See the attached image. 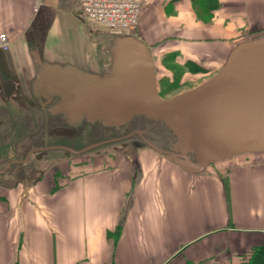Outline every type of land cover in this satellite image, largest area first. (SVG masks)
Wrapping results in <instances>:
<instances>
[{
  "label": "crops",
  "instance_id": "crops-1",
  "mask_svg": "<svg viewBox=\"0 0 264 264\" xmlns=\"http://www.w3.org/2000/svg\"><path fill=\"white\" fill-rule=\"evenodd\" d=\"M146 1L136 35L156 57L162 98L205 82L235 44L264 34V0H217L199 10L207 18L192 0ZM0 32L10 39L0 47V264H215L264 244L263 153L184 169L116 135L129 154L64 160L59 177L54 161L34 178L31 166L13 170L28 164L44 119L53 132L70 125L71 77L110 74L118 40L132 34L82 18L77 0H0Z\"/></svg>",
  "mask_w": 264,
  "mask_h": 264
},
{
  "label": "water",
  "instance_id": "water-1",
  "mask_svg": "<svg viewBox=\"0 0 264 264\" xmlns=\"http://www.w3.org/2000/svg\"><path fill=\"white\" fill-rule=\"evenodd\" d=\"M155 59L141 39L133 35L120 37L113 52L110 74L95 78L76 73L71 77L69 88L74 100L71 115L65 118L70 125L59 133L72 137L68 134H78L73 129H81L84 123L98 122L103 128L119 130L125 129L135 118L144 117L155 122L163 118L167 120L165 125L172 127L181 122L195 123L197 128L189 132V139L194 135L202 137L208 127H224V131L212 139L223 146L217 145V150L211 152L197 149L201 157L194 164L188 158L192 140L187 139L185 145L177 140L173 147L164 150L141 141V145L161 151L184 169L192 166L203 170L212 162L240 153L264 152V34L235 44L211 78L169 98L158 94ZM60 71L57 77L63 80L64 71ZM75 103L82 106L81 110L73 107ZM70 128L72 130L68 131ZM121 133L119 139L129 135Z\"/></svg>",
  "mask_w": 264,
  "mask_h": 264
},
{
  "label": "rangeland",
  "instance_id": "rangeland-1",
  "mask_svg": "<svg viewBox=\"0 0 264 264\" xmlns=\"http://www.w3.org/2000/svg\"><path fill=\"white\" fill-rule=\"evenodd\" d=\"M154 0H152L153 2ZM159 1H164V0H155V2L161 3ZM146 0L145 3L143 5L142 8V12L143 9L145 7L146 4ZM201 1H199L200 3ZM198 4V3H197ZM200 5V4H199ZM141 12V14H142ZM199 14H201V12H199ZM203 15V17L207 18L206 15ZM141 17V15H140ZM139 24H140V18H139V22L136 26L135 29L131 30V31H127V33L129 34H134L135 37H137L136 32L138 31L139 28ZM173 61H171L172 63ZM174 72L176 71V76H178L179 74V70L174 69ZM178 84V79L177 77H175V79L171 82L170 86H177ZM191 85L186 86L190 87ZM192 89V88H190ZM188 89V90H190ZM168 90L167 88H162L161 94L162 95H166L165 91ZM178 92H176V90H171V92H169V94H176ZM47 119V118H46ZM44 119L45 121H47L49 124L47 125L48 127H45V129L48 131L46 132H39V133H34V148H36V150H34V152L32 153V155L30 156V159L28 161L27 165H18V166H12L13 170L14 169H19L22 168L23 170L29 166H31V172H30V177L34 178L38 175V173H42L43 170L45 169L46 165L48 163H50L51 161H54V163L59 162L58 159H62V158H66L62 161H68V164L70 163V161H75V160H83V158H87L93 155H97L96 153H108L107 155H111L115 152H117L119 150V153H125V154H129L133 148L131 146V144H127V145H122V141L126 142L127 140H135V141H148L151 142V144H153L154 146H156L158 149L159 148H168L171 147L173 143H177L178 138H176V134L174 133L171 129V126L165 125V122L167 120H162L161 118H159L157 120V122L155 121H149L144 117H139V118H135L128 126H126V128H120L119 130H114L111 128H103L101 127L100 124H98V122H96L97 124H86L84 123L82 125V133H78V134H68L70 136L73 137V135H78L75 136V140L73 141V139H69V137L67 139H65L67 136L65 134H61L58 132H53V129H51L53 127V119L49 118V119ZM39 121L40 118H34V121ZM42 121V119H41ZM40 121V122H41ZM39 122V124H40ZM155 122V123H153ZM51 124V125H50ZM51 126V127H50ZM42 129V128H41ZM124 129V130H123ZM135 130V132H134ZM141 131V132H138ZM124 132V134H127L129 132V136L125 139V138H120V140L122 141H115L112 142L111 138H114V136H116L118 134L121 135ZM130 132H132L130 134ZM121 133V134H120ZM181 134V133H180ZM181 136L183 138L189 139L190 137V133L186 132L185 134L182 133ZM65 137V138H64ZM108 140V142L105 143H100L102 141ZM190 141V145H189V151L190 153L188 154V158L191 159L193 162H199L198 159L199 157H201L199 155V153L196 152L197 149L194 148V145H196V141L198 142L199 140H201L200 136H196L194 135V137ZM179 141V140H178ZM94 145V146H92ZM185 145V144H184ZM56 146H61L59 148H56ZM92 146V147H91ZM217 144H215V142H213V140H205L204 144L202 145L203 150L205 151H215L217 150L216 147ZM65 147H69L73 150H80L85 148H89L87 150H85L84 152H81L80 154H76L74 152H70L68 151V149H66ZM114 147H117L118 150L115 151L113 150ZM173 147V146H172ZM215 149V150H214ZM28 149H23V153L24 155L28 152ZM111 153V154H110ZM261 153V152H258ZM102 154V155H103ZM245 156V158L249 157L252 153H240L237 155H241ZM100 155V154H99ZM38 156L40 157L38 159ZM82 156V157H81ZM236 156V155H235ZM191 157V158H190ZM185 161V160H184ZM222 161H216V164H219ZM33 163V164H30ZM60 163V162H59ZM57 164H54V166H52V168H50V171H55L56 170V166ZM215 164V162H214ZM213 165V163H212ZM26 171V170H25ZM17 172V171H16ZM13 181H8V183H11ZM250 249V248H248ZM247 249V250H248ZM245 251V250H243ZM227 261V260H225ZM225 261H221V262H215V264H222Z\"/></svg>",
  "mask_w": 264,
  "mask_h": 264
},
{
  "label": "built area",
  "instance_id": "built-area-1",
  "mask_svg": "<svg viewBox=\"0 0 264 264\" xmlns=\"http://www.w3.org/2000/svg\"><path fill=\"white\" fill-rule=\"evenodd\" d=\"M80 15L94 24L112 31L136 28L145 0H77ZM10 39L0 32V47L9 48Z\"/></svg>",
  "mask_w": 264,
  "mask_h": 264
},
{
  "label": "trees",
  "instance_id": "trees-1",
  "mask_svg": "<svg viewBox=\"0 0 264 264\" xmlns=\"http://www.w3.org/2000/svg\"><path fill=\"white\" fill-rule=\"evenodd\" d=\"M199 1L201 2L199 3ZM192 2L199 16V10H202V8L204 9V7H207L210 9L213 7L215 9L217 7V0H192ZM261 153L264 154V152ZM64 165V161L57 164L56 170L54 171L57 177L60 176ZM222 264H264V244L251 247L245 251L234 253L232 259H229Z\"/></svg>",
  "mask_w": 264,
  "mask_h": 264
},
{
  "label": "bare ground",
  "instance_id": "bare-ground-1",
  "mask_svg": "<svg viewBox=\"0 0 264 264\" xmlns=\"http://www.w3.org/2000/svg\"><path fill=\"white\" fill-rule=\"evenodd\" d=\"M161 119L166 120L163 118H161ZM195 128H197V126L195 125V123H192V122H187V123L181 122L178 126H175V127L171 126V129L174 133H177L178 130H181L180 131L181 133L192 132ZM223 131H224V127L221 125H214V126L208 127L206 129V131L202 132L203 136L200 137L201 140H199L198 142L196 141V145H194V148L195 149H202V145L204 144L206 139L212 140L216 137L215 134L221 133ZM175 136H176V138H178L179 144H181L180 141H185L186 144L188 143V140L186 138H183L182 136H180V134H176ZM179 136L181 137L182 140L179 138ZM215 144H217L220 147L223 146V144L221 142H215Z\"/></svg>",
  "mask_w": 264,
  "mask_h": 264
}]
</instances>
